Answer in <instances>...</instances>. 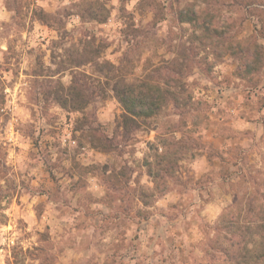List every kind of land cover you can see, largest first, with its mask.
<instances>
[{"label": "rangeland", "instance_id": "374dc122", "mask_svg": "<svg viewBox=\"0 0 264 264\" xmlns=\"http://www.w3.org/2000/svg\"><path fill=\"white\" fill-rule=\"evenodd\" d=\"M185 5L217 34L179 22ZM262 32L264 0H0V264H206L228 220L252 230L227 264H264ZM227 34L262 48L258 71ZM116 82L169 99L126 128ZM71 84L86 105L58 103Z\"/></svg>", "mask_w": 264, "mask_h": 264}, {"label": "trees", "instance_id": "16d2710c", "mask_svg": "<svg viewBox=\"0 0 264 264\" xmlns=\"http://www.w3.org/2000/svg\"><path fill=\"white\" fill-rule=\"evenodd\" d=\"M85 8L89 12H98L96 10H93L96 8L95 2H87ZM203 12V10L196 9L193 5H185L177 12V18L179 22L192 23L194 27L204 30L206 32L207 39H210L214 34L217 33H211V28H209V26L217 27V25L214 22H210L213 20V13L209 14V16H204L209 21V23L206 24L205 19L202 16ZM214 31L216 32V29H214ZM262 35L264 36V32H262ZM227 36L228 37L224 42L226 44L224 49H230L231 54L233 53V50H236V53H238V57L240 60H242L247 72L250 73L258 71L263 63L262 48L259 45H254L253 47H245L243 45H240L239 42L236 47H233V44L229 43L227 40L231 36L229 34H227ZM77 87L80 90H78ZM112 91L118 102L122 106L123 111L121 117L123 122L120 121V123H123L126 128L131 127L132 123L136 121V117H150L156 114L157 111H159L162 107L163 103L165 101H168L167 99H169L165 94H170L168 90L166 92H163L157 85H153L147 82H140L135 84L116 82L112 86ZM171 97H174V99L177 98L176 102H178L180 99L179 95L174 96L171 94ZM56 99L58 100V103H61L63 106L66 107L71 105L73 109L77 107V103L79 105V103L84 102V104H81V106L88 103L84 93L82 92L81 86L77 84H71V86L66 90L63 88L58 89L56 91ZM91 143L93 144V147L99 148L103 151H109L113 148V141L111 140V138H108L104 134H102V136H92ZM153 163L156 166V173L161 170L169 171L168 168L171 167L172 163H175L174 154H156L155 161L149 163L150 167L148 168V170L150 174H152L153 172ZM111 182L116 183L113 187L117 186L116 188L119 189L123 187L120 186L121 180L115 173L111 175ZM260 199L261 200H259L257 204H255V202H253L254 205L252 203H249L248 211L252 212L255 205L260 208L264 207V192ZM245 221V224L243 225V227H241L240 224H235L232 222V220H228V225L224 226L223 229L227 234L233 236L234 240L233 238L231 239V237H225L228 247L218 246V248H216V252L221 253L220 255L223 257V259L211 254L209 256V260L206 261V264H227V262L232 261V259L235 263H243L244 260H247L248 257L246 256V252L249 251L246 248V244H248L249 242V233L250 229L252 230V226L250 222H248L247 220ZM259 226H264V220H261ZM238 258L243 260L240 261L238 260Z\"/></svg>", "mask_w": 264, "mask_h": 264}]
</instances>
